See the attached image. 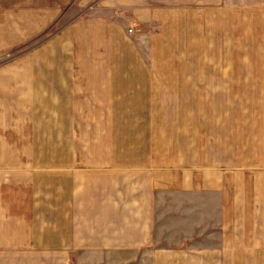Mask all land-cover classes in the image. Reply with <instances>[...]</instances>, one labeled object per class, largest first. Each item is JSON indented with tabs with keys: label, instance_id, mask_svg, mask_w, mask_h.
I'll use <instances>...</instances> for the list:
<instances>
[{
	"label": "crops",
	"instance_id": "1",
	"mask_svg": "<svg viewBox=\"0 0 264 264\" xmlns=\"http://www.w3.org/2000/svg\"><path fill=\"white\" fill-rule=\"evenodd\" d=\"M89 1L0 0V264L256 258L257 174L248 186L236 171L156 165L149 144L114 142L112 125L117 100L152 98L150 75L116 69L145 40L129 26L144 30L158 9L264 0H95L88 11Z\"/></svg>",
	"mask_w": 264,
	"mask_h": 264
},
{
	"label": "rangeland",
	"instance_id": "2",
	"mask_svg": "<svg viewBox=\"0 0 264 264\" xmlns=\"http://www.w3.org/2000/svg\"><path fill=\"white\" fill-rule=\"evenodd\" d=\"M95 3L90 0L87 10ZM98 10L107 15L110 8ZM131 30L143 34L144 43L119 52L116 69L126 78L150 75L152 98L116 101L113 141L127 149L149 144L156 165L236 171L248 186L257 174L256 186L264 187V10L235 4L158 9L144 30ZM39 134L45 155L46 131ZM110 137L106 131L100 136ZM258 191L255 217L248 220L262 226V241L256 258L238 264H264V196L260 203Z\"/></svg>",
	"mask_w": 264,
	"mask_h": 264
}]
</instances>
